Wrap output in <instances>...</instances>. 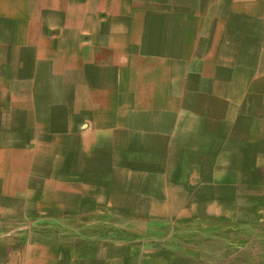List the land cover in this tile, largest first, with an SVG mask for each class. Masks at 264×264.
I'll return each instance as SVG.
<instances>
[{
    "label": "crops",
    "instance_id": "0c3cea01",
    "mask_svg": "<svg viewBox=\"0 0 264 264\" xmlns=\"http://www.w3.org/2000/svg\"><path fill=\"white\" fill-rule=\"evenodd\" d=\"M139 207L264 213V0H0V264H106Z\"/></svg>",
    "mask_w": 264,
    "mask_h": 264
},
{
    "label": "rangeland",
    "instance_id": "374dc122",
    "mask_svg": "<svg viewBox=\"0 0 264 264\" xmlns=\"http://www.w3.org/2000/svg\"><path fill=\"white\" fill-rule=\"evenodd\" d=\"M152 213L123 208L106 225V264H264V213L216 222ZM118 240L122 257L112 254Z\"/></svg>",
    "mask_w": 264,
    "mask_h": 264
}]
</instances>
